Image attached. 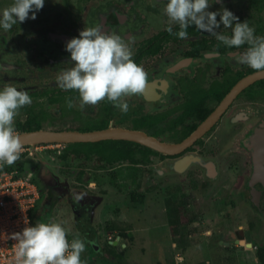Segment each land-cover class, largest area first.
I'll return each instance as SVG.
<instances>
[{
	"label": "flooded vegetation",
	"instance_id": "flooded-vegetation-1",
	"mask_svg": "<svg viewBox=\"0 0 264 264\" xmlns=\"http://www.w3.org/2000/svg\"><path fill=\"white\" fill-rule=\"evenodd\" d=\"M13 2L0 0V15ZM167 2L45 0L35 20L8 31L0 27V89L11 85L32 99L15 118L19 134L122 129L159 146L127 140L35 146L44 159L25 146L10 166L29 165L40 199L42 192L46 196L43 222L71 224L70 241L76 236L92 246L100 238L93 224L151 223L158 233L167 228L166 243L154 250L155 264H264V131L260 140L255 132L264 121V78L222 105L238 83L264 70L238 62L246 44L228 48L194 25L187 39L170 35L169 26L173 33L180 28L164 12ZM209 2V11L223 6L264 36V0ZM94 26L120 35L148 74L142 95L124 98L126 114L107 100L81 110L78 92L58 87L57 76L73 67L67 42ZM218 31L232 33L223 25ZM105 236L103 255L122 264L123 236Z\"/></svg>",
	"mask_w": 264,
	"mask_h": 264
},
{
	"label": "clouds",
	"instance_id": "clouds-1",
	"mask_svg": "<svg viewBox=\"0 0 264 264\" xmlns=\"http://www.w3.org/2000/svg\"><path fill=\"white\" fill-rule=\"evenodd\" d=\"M214 2L223 4V0ZM44 3L45 0H14L0 15V27L8 31L18 22L35 20ZM211 5L209 0H168L164 12L171 22L179 25L180 31L173 33L171 26L166 31L187 39V29L194 25L228 48L246 44L248 47L238 55V62L254 70H264V36L255 35L247 20L240 22L239 17L223 6L219 11H209ZM221 25L231 28L230 36L218 31ZM66 51L73 67L57 76L58 87L77 91L81 110L107 100L126 114L129 103L124 98L142 95L148 74L142 65L134 62L129 44L120 35L103 33L99 26L87 27L79 32L78 38L67 42ZM31 103L27 90L11 85L0 89V168L20 159L23 143L15 128V118L21 108ZM66 103L73 107L71 98ZM66 237V229L51 220L25 227L11 237L16 241L14 264H85L81 260L85 242L79 238L69 242Z\"/></svg>",
	"mask_w": 264,
	"mask_h": 264
},
{
	"label": "built area",
	"instance_id": "built-area-1",
	"mask_svg": "<svg viewBox=\"0 0 264 264\" xmlns=\"http://www.w3.org/2000/svg\"><path fill=\"white\" fill-rule=\"evenodd\" d=\"M23 167L0 168V264H14L16 241L12 234L32 226L33 212L40 200L37 184L28 173L23 176Z\"/></svg>",
	"mask_w": 264,
	"mask_h": 264
},
{
	"label": "rangeland",
	"instance_id": "rangeland-1",
	"mask_svg": "<svg viewBox=\"0 0 264 264\" xmlns=\"http://www.w3.org/2000/svg\"><path fill=\"white\" fill-rule=\"evenodd\" d=\"M29 151L34 154V157H37L39 155L40 157H45L44 151L34 150L31 147H28ZM35 148V147H34ZM41 148L38 146V149ZM42 149V148H41ZM32 166H36L38 164L37 159H30L29 161ZM32 182H35L38 184L37 177L34 176L33 172L29 175ZM34 179V180H33ZM44 188V187H43ZM42 190V189H41ZM43 191V190H42ZM46 196L42 192V196L40 201L38 202L36 208L33 212V218H34V224L37 222H43V218L41 216V209L45 205ZM151 200L147 201V211H149V214L151 212ZM140 208L137 207L135 209L134 215H139L138 211ZM137 219V217L135 218ZM65 229L66 233H69L71 224H61ZM117 226L122 229V232L124 233L127 231L126 235L124 233L123 235V243L126 245L125 251L122 252V264H155V257L153 255L154 250H158V246H164L166 243V236H167V228L162 227L156 232L153 229V224L151 223H144V224H93V227L99 232L100 238H98V241L100 242L101 246H103V237L102 234H107L112 236H116L119 234V230H116V233L110 232L111 230L106 229V227L111 226ZM35 226V225H34ZM124 229V230H123ZM130 235V236H129ZM105 236V237H106ZM70 237V236H69ZM104 237V238H105ZM162 237V240H161ZM71 241L73 239H76V236L71 237ZM158 239V240H157ZM158 241H160L158 243ZM154 243H157L156 245ZM105 253V252H104ZM98 255L93 253L90 249V246L85 244V251L81 254V260L85 262V264H117L115 260H109V255L105 256L102 255L97 257ZM109 260V261H108ZM162 263H165L163 261Z\"/></svg>",
	"mask_w": 264,
	"mask_h": 264
},
{
	"label": "water",
	"instance_id": "water-1",
	"mask_svg": "<svg viewBox=\"0 0 264 264\" xmlns=\"http://www.w3.org/2000/svg\"><path fill=\"white\" fill-rule=\"evenodd\" d=\"M260 78H264V72H259L247 79H244V81L238 83L234 87L232 94L229 95L224 100L222 105L224 106L229 101L230 97L233 94L239 92L244 86H247L251 82ZM212 118L213 116L211 117V119L208 120L206 124L200 127L198 131H196L190 138H188L183 143V145L189 143L192 139L197 137L202 132V130H204L208 126ZM263 128H264V121L257 123L255 130L257 140H260V136L264 131ZM20 137H21V142L23 143V147L30 146L32 148L40 144L42 145V144L94 143L105 140H127L133 142H141V143H145L150 148L153 149L159 148L157 142L145 136L143 133L137 131H127L122 129H115V130L105 129V130L91 131V132H76V131L52 132L45 130H36V131L20 133ZM185 162H189V161L186 160ZM28 167H29L28 164L24 165L23 176L27 175ZM118 240L119 237L117 238V241H115L113 244L116 245ZM93 245L90 246L92 252L97 254L98 255L97 257H99V255L102 256L103 255L102 246L98 241L97 237L95 238V242H93Z\"/></svg>",
	"mask_w": 264,
	"mask_h": 264
},
{
	"label": "trees",
	"instance_id": "trees-1",
	"mask_svg": "<svg viewBox=\"0 0 264 264\" xmlns=\"http://www.w3.org/2000/svg\"><path fill=\"white\" fill-rule=\"evenodd\" d=\"M14 167L20 169V168H22V165L17 164V165H15ZM33 180H34V179H33ZM34 225H35V224H34V218H33V224H32V226H34ZM107 229H109V230H111V231H112V230H119V234H118V235H119L120 237L123 236L122 229L119 228V227H117V226H114V225H113V226H111V227H109V228L107 227ZM123 230H124V229H123ZM117 258H118V259H121L122 256H121V255H118Z\"/></svg>",
	"mask_w": 264,
	"mask_h": 264
},
{
	"label": "bare ground",
	"instance_id": "bare-ground-1",
	"mask_svg": "<svg viewBox=\"0 0 264 264\" xmlns=\"http://www.w3.org/2000/svg\"><path fill=\"white\" fill-rule=\"evenodd\" d=\"M24 148V147H23Z\"/></svg>",
	"mask_w": 264,
	"mask_h": 264
}]
</instances>
